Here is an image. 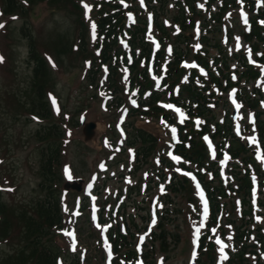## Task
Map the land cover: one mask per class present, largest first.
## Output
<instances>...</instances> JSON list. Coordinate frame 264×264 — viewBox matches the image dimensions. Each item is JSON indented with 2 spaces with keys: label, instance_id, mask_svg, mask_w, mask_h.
I'll use <instances>...</instances> for the list:
<instances>
[{
  "label": "rangeland",
  "instance_id": "1",
  "mask_svg": "<svg viewBox=\"0 0 264 264\" xmlns=\"http://www.w3.org/2000/svg\"><path fill=\"white\" fill-rule=\"evenodd\" d=\"M16 1L24 5L19 7L21 11H25V8L27 10L25 13L18 10L10 17L5 16L3 0H0V24L4 25L0 28V57L3 58L0 62V201L9 208V219L12 221L11 234L1 239L0 264H18L15 260L19 243L28 252L19 235L23 225L18 215L26 210L27 214L35 216L37 209L53 197L59 202L61 225L49 231V236L42 239V245L57 249V264H109V249L105 245L107 230L118 225L120 231L124 232L131 227V220L138 231L132 249L142 256L148 254L149 263L199 264L196 263L199 253L197 241L199 235L205 233L204 226L195 236L194 232L206 217L204 198L201 199V190H197V181L193 176L185 175L178 166L181 159L172 158V144L177 140L176 130L173 138L172 129L175 128L159 120L129 117L130 109L137 107V100L136 95H133L135 91L129 90L127 71L122 70L117 77V92L113 88L108 89L104 83L106 68L102 69L96 84L90 85V65L98 58L97 42L93 40L91 25L95 17L104 12L103 6L108 8L107 2ZM165 1L169 2L165 6L164 0H143V5L141 0H129L125 4L118 2L126 10V28L135 22L129 8L141 9L148 22L153 11L163 12L161 22L169 37L163 71L171 59L170 46L177 45L178 34V28L171 23L176 12L173 7L176 0ZM82 4L91 7L87 18ZM161 6H164V11ZM196 7L199 16L195 29L187 33L190 39L189 59L182 68L183 81L189 70L194 68L186 65L194 64L192 57L202 49L199 40L203 35L208 37V45L220 43L225 53L231 54L242 49L248 55L247 45L242 40L247 30L241 17V12L246 16L242 4L225 10L220 18L218 34L207 32L217 27L208 22L212 14L216 13L218 3L206 5V0H199ZM206 25L209 29H206L207 33L202 32ZM81 32H85L83 39ZM153 37H156L154 31L148 39L152 47L157 49ZM125 41L121 40L120 46L126 51ZM32 48L45 67L38 81L33 74L35 62L29 55ZM208 55L211 59L216 57L215 49L210 48ZM234 67L236 63H231V68ZM200 74L203 76L201 71ZM151 80L154 89H157L160 79L151 77ZM40 85L47 105V110L42 113L37 93ZM234 96L235 91L221 96L219 109L215 110L214 115L219 120L223 111L229 110L236 126V135L240 136L243 129L241 139L250 147L251 155L264 171V150L258 147L254 129L249 126L253 122L254 113L237 108ZM50 97L56 101L55 108ZM168 106L164 103L162 108L180 123L183 120L180 111ZM48 127L52 130L46 138L44 134ZM135 130H141L156 140L146 159L137 155L139 145L128 146L136 135ZM252 137H255L254 143L250 142ZM202 141L207 144L210 159H213L214 150L212 145L209 147L211 143L204 138ZM56 146L59 152L57 164L53 173L47 176L42 166L50 147L53 149ZM45 150H48L47 155ZM185 165L188 166V163ZM219 166L222 179L229 180L233 171L230 160L224 164L219 161ZM261 197L263 195L256 194L252 203ZM239 206L238 199L234 197L228 204L229 218L243 219ZM259 213V209L256 210V215ZM261 215L264 216L263 213ZM100 218L108 223L97 227ZM240 221L239 224L243 223ZM256 222L255 225L261 226L264 235V217ZM161 229L165 233V249L160 247V237H163ZM235 232L231 226H225L221 234L218 232L213 235L215 232L211 231L213 236L209 240L216 245L213 264H225V252H230L227 247L221 252L217 238L231 250L229 237L232 238ZM66 233L74 234V239ZM255 235L253 232L251 240ZM255 258L252 255L253 262ZM6 259L7 262L4 261ZM213 260L203 256L200 264H211Z\"/></svg>",
  "mask_w": 264,
  "mask_h": 264
},
{
  "label": "trees",
  "instance_id": "2",
  "mask_svg": "<svg viewBox=\"0 0 264 264\" xmlns=\"http://www.w3.org/2000/svg\"><path fill=\"white\" fill-rule=\"evenodd\" d=\"M105 1L108 8L103 6L104 12H100L94 19L98 58L90 65L88 77L90 85L96 84L102 69L106 68L104 83L106 82L108 89L113 88V91L117 92V77L122 70L126 69L129 76V90L135 91L137 100V107L130 109L129 117L159 120L175 127L178 142L172 145V153L181 159L178 166L185 173H192L196 177L208 203V215L204 224L205 233L200 239L196 263L200 264L203 256L213 260L212 256L216 245L209 240L212 237L211 231L215 230L216 233L221 234L225 226H231L236 232L231 238V250H229L225 264H264L259 256V253L264 250V235L261 233V226L259 224L256 226V222H253L256 212L251 203L253 179H255L258 182L259 194L263 195L256 201V207L261 212L257 217L263 218L264 216L261 214H264V173L254 156L251 155V149L236 136L234 121L229 110H224L223 116L219 120L214 115L215 110L219 109L221 96L231 90H236V102L242 109L252 111L255 115L253 128L259 145L264 149V108H262L264 86L250 87L255 82L264 85V74L262 75L259 70L262 69L264 73V23H262L264 22V0H240V2L238 0H206V5L218 3L219 6L216 13L212 14L211 21L208 22L217 27L213 31H207L208 33H220L218 27L220 18L228 7L236 8L243 4L244 9H247L249 12L248 31L243 33L242 39L247 44L252 62H249L242 50L230 54L224 52V47L220 43L208 45V37L203 35L199 40L202 49L192 57L196 68L189 70L185 81L182 80V62L189 59L190 39H188L187 33L195 29L199 16L196 5L199 0L173 2L176 12L171 18V23L178 28L177 45L170 46L171 59L165 65V71L162 67L169 37L166 27L161 22L163 12L153 11L152 13V30L156 34L155 38L159 46V49L154 51L148 39L147 23L143 11L136 7L129 8L128 11L133 12L135 22L133 26L126 28V10L122 5H118L121 0ZM127 1L129 0H123V2ZM257 1L261 2L260 7H256ZM168 3L164 0L163 4L165 6ZM20 6L24 5H20L16 0H3L5 16H13V13L20 10ZM148 6L151 8L150 5ZM164 6L160 7L162 11H164ZM26 10L25 8V11H20L25 13ZM207 28V25L204 26L202 32L207 33ZM81 36L83 39L85 32H81ZM124 39L127 51L120 46V41ZM210 48L216 51V57L212 59L208 55ZM79 52L84 51L80 50ZM29 55L35 62L33 74L34 79L38 81L45 68L44 63L35 54L33 48L30 49ZM231 63H236V67L231 68ZM150 68L155 78L160 79L157 89H154V83L149 76ZM37 88L38 103L42 113L47 110V105L43 98L41 85ZM164 103L180 110L184 118L181 124L176 122L170 112L162 108ZM195 121L200 123L196 124ZM51 130V127L45 129L44 136L46 138L51 135ZM135 133V137L130 140L128 146L139 145L140 151L137 152V155L146 159L156 144V140L141 130H135ZM204 137H207L214 147V161L210 159L208 149L202 141ZM47 151L45 150L46 155ZM45 154L43 155L46 156ZM224 154L229 156L233 169L227 184H224L222 180L219 166V161ZM58 155V147L53 149L50 147L44 160L45 164L42 166L43 171L47 172V176L53 173ZM186 163L188 166L185 165ZM43 186L45 185L43 184ZM234 197L240 204V215L243 218L241 224L238 223L239 219L229 218L228 204ZM9 211V208L0 201V245L1 239L6 237V234H11L12 231ZM27 213L28 211L22 210L18 217H20V224L23 225L19 235L28 252L21 247V243L17 244L20 248L15 261L18 264H57V249L53 246H43L42 239L49 236V231L60 228L61 215L58 199L55 197L48 199L42 208L37 209L35 216ZM99 221L100 225L108 223L103 218H100ZM130 225L131 227L126 228L124 232L120 231L118 225L108 230L107 239L113 255L111 264H120L121 262L132 264L139 259V254L132 249L135 233L138 232L136 231L137 227L133 220ZM251 226L252 229H250ZM161 230L163 237H160V247L165 249V233L163 229ZM253 232L256 235L251 240ZM252 242L255 246L252 245ZM29 246L30 248H28ZM254 249H257L258 252L256 253ZM252 255L256 257L255 262L252 261ZM141 258L146 264H152L147 259L149 258L148 254ZM4 261L7 262L8 259ZM213 262L214 260L211 264Z\"/></svg>",
  "mask_w": 264,
  "mask_h": 264
},
{
  "label": "snow or ice",
  "instance_id": "3",
  "mask_svg": "<svg viewBox=\"0 0 264 264\" xmlns=\"http://www.w3.org/2000/svg\"><path fill=\"white\" fill-rule=\"evenodd\" d=\"M238 2H240V0H238ZM121 3H123V0H121ZM141 4L143 5V0H141ZM82 6L85 8V13H86V18H87V13L89 11H91V7L88 4H82ZM125 6H127V5H125ZM201 7H202V5H201ZM241 17L244 20V23L247 24V18L244 15L243 12H241ZM129 18L131 19V14H129ZM149 19H151V17H149ZM262 23H264V22H262ZM3 27H4V25L3 24H0V28H3ZM91 29H92L93 40H95L96 39V35H95L96 25H95V23H92ZM197 47H199V46H197ZM237 48H239V38H237ZM2 59L3 58L0 57V62H2ZM129 62H131V60H129ZM250 62H252L251 59H250ZM186 66H188V67H195L196 65L193 64V65H186ZM126 71L127 70L125 69V72ZM126 78L127 77L125 76V79ZM233 79H235V77H233ZM258 86H264V85H258ZM133 95H135V93H133ZM50 99H52L53 107L55 108L56 107V101H55V99L54 98H51V97H50ZM132 103H133V105H135V101L134 100L132 101ZM168 107H172V106L169 105ZM239 107H240V105H237V108H239ZM56 110L58 111V109H56ZM177 111H179V109H177ZM181 115H183V114L181 113ZM197 123H200V122L197 121ZM172 132H173V138H175V129H172ZM204 139L206 141L208 140L207 137H205ZM250 142H253L254 143L255 142V137H252ZM209 147L211 148V144H209ZM172 158L174 160H179L178 157H172ZM213 158H215V153H213ZM228 159H229V157L227 155H225L224 160L221 161V164H224V162L227 161ZM100 167L103 168L104 165L101 164ZM65 171L67 172V169H65ZM185 175H190V174L185 173ZM193 179H195V178L193 177ZM89 187H90V185H89ZM196 187H197V190L199 191V188H200L199 184H197ZM8 190L11 191V189H8ZM161 191H163V188H161ZM200 196H201V199H203V193H202V191L200 192ZM77 214L78 213H74V215H77ZM204 215L205 216L207 215V205H206V203H205V208H204ZM93 219L95 220V216L93 217ZM153 223H155V220H153ZM203 226H204V222H203V220H201L200 227L195 229L194 236L199 233L200 228H202ZM97 227H99V225H97ZM104 230L106 231L107 229L105 228ZM213 232H215V230H213ZM66 235H72L73 236V239H74V234H72V233H66ZM140 239H141V242H143V237H141ZM229 239H231V237H229ZM216 242H217V244L220 245L221 252H223V248L227 247V245L222 244V242L220 241L219 238H217V241ZM193 243L195 245L196 239L193 240ZM105 244H107V240H105ZM73 247H74V245H73ZM194 257H195V251H193V258ZM224 258L226 259V256ZM138 264H139V262H138Z\"/></svg>",
  "mask_w": 264,
  "mask_h": 264
}]
</instances>
